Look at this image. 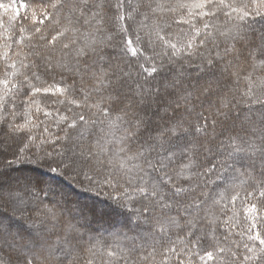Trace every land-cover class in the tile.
I'll use <instances>...</instances> for the list:
<instances>
[{
  "label": "snow or ice",
  "instance_id": "6c2138e0",
  "mask_svg": "<svg viewBox=\"0 0 264 264\" xmlns=\"http://www.w3.org/2000/svg\"><path fill=\"white\" fill-rule=\"evenodd\" d=\"M0 11L21 20L0 52V264H264V0ZM40 169L128 232L81 231L42 176L15 175Z\"/></svg>",
  "mask_w": 264,
  "mask_h": 264
},
{
  "label": "trees",
  "instance_id": "16d2710c",
  "mask_svg": "<svg viewBox=\"0 0 264 264\" xmlns=\"http://www.w3.org/2000/svg\"><path fill=\"white\" fill-rule=\"evenodd\" d=\"M17 0H0V3H16ZM24 9H20V18L23 17ZM30 14V13H29ZM11 11L7 14L0 11V52L3 51V44L5 40V30L7 29V34L16 38L20 35L18 31L19 23L21 22L20 18L16 21H9L8 16H11ZM26 27L29 28L28 32H25L23 35L27 38L31 34L30 29L33 27L30 21H23ZM47 23V22H46ZM13 48H16V44L13 43ZM12 53H10L11 55ZM56 80H59L60 77L56 76ZM41 99H48V97H41ZM54 99V98H53ZM43 107V105H42ZM51 129V134L57 132V128L52 125L50 120L45 121ZM45 135H48L46 133ZM0 139H3L0 137ZM15 150V144H0V165L6 163L7 159L12 158V152ZM27 167V166H26ZM22 174H32L40 175L46 180V182L52 187L53 193L51 199L58 201L60 204H65L67 202V207L72 209V214L78 217L79 223L84 225L81 229L83 232H87L92 236L97 238L110 239L112 233L115 232H128V229L124 227L125 220L123 216L117 215L115 213H108L105 215H93L89 210L95 208L98 212L101 209L105 208L107 201L104 197H96L92 193L84 192L79 188L78 185L69 184L67 181L63 180L60 177H55L54 173H50L47 169H40L32 173H15V175ZM59 186H64L65 191L60 192ZM59 195V196H58ZM74 196V199H70L71 196ZM58 197V198H57ZM80 210H83V215H81ZM236 212L239 213L235 217L236 221H239L241 224L244 223V213L242 211V206L240 202H237ZM102 233L103 235H101Z\"/></svg>",
  "mask_w": 264,
  "mask_h": 264
},
{
  "label": "rangeland",
  "instance_id": "374dc122",
  "mask_svg": "<svg viewBox=\"0 0 264 264\" xmlns=\"http://www.w3.org/2000/svg\"><path fill=\"white\" fill-rule=\"evenodd\" d=\"M64 189H65L64 186H59V191H60V192H62V191L64 192V191H65ZM58 196H59V195H58ZM57 198H58V197H57ZM70 199H74V196L72 195V196L70 197ZM100 234L103 235L102 233H100ZM103 236H104V235H103Z\"/></svg>",
  "mask_w": 264,
  "mask_h": 264
}]
</instances>
